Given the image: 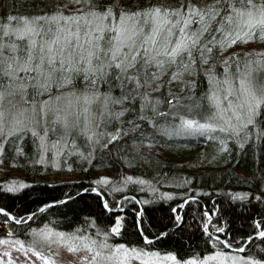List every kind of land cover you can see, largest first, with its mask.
<instances>
[{
    "label": "snow or ice",
    "instance_id": "1",
    "mask_svg": "<svg viewBox=\"0 0 264 264\" xmlns=\"http://www.w3.org/2000/svg\"><path fill=\"white\" fill-rule=\"evenodd\" d=\"M30 9L0 16V158H23L43 172L73 170L67 158L74 156L88 171L109 163L139 166L145 149L175 137L215 143L211 156L202 150L193 164L211 175L161 176L154 183L121 171L118 179L101 174L79 185L107 213L103 226L85 218L91 231L33 223L78 194L37 197L35 212L0 202V245L6 246L0 264H69L61 247L79 253V264H264V208L247 232L233 236L222 222L210 223L222 217L215 205H205L202 250L186 256L150 250L168 224L148 234L143 207L134 213L140 244L122 239L129 201L178 198L169 204L173 228L183 220L178 209L190 202L199 207L205 189L233 207L264 204V167L236 170L244 156L255 160L264 152V48L236 47L264 42V0H32ZM132 182L151 198L133 195ZM32 183L12 180L0 186V196L22 195ZM160 183L179 190H161Z\"/></svg>",
    "mask_w": 264,
    "mask_h": 264
},
{
    "label": "trees",
    "instance_id": "2",
    "mask_svg": "<svg viewBox=\"0 0 264 264\" xmlns=\"http://www.w3.org/2000/svg\"><path fill=\"white\" fill-rule=\"evenodd\" d=\"M41 2H44V0H41ZM61 2H65V0H61ZM31 3L32 0H0V16L5 11H12L14 13L30 11ZM69 6L75 7L71 3ZM236 47H243L245 51L252 48L259 51L261 48H264V42H249L247 45H237ZM173 91H178V88H174ZM214 143L211 140L205 143L201 137H175L171 143L164 144L162 147L156 145L151 149H145L146 159L139 166L109 163L104 167H92L88 171L81 169L79 162L74 156L67 158L68 162L73 164V170L70 171L67 168L52 169L49 167L46 171L42 172L37 170L40 166H34L30 162L25 163L23 158H18L16 162H11L9 156L6 155L0 158V186L12 180L34 181V183L29 185L27 189H21L22 195L5 194L0 196V202L35 212V208L38 205L37 197L47 195L56 196L59 199L58 194L61 192L78 194L74 195L70 201L52 205L49 209L37 214L33 223L42 224L47 220H53L55 221L54 226L64 231H72L77 227H85L86 230L91 231L92 229H88L85 226V218L94 219L98 224L103 226L108 223L107 213L101 214V209L96 203L95 194L79 193V185L87 187V181L89 179H95L101 174H107L111 179L115 180L118 179V173L121 171L127 174L140 175L145 179H152L154 183L161 176L167 178L175 176L176 174L190 175L193 172L199 173L201 171L205 175H211L207 168L194 167L193 164L199 160L202 150L211 156ZM26 150L29 152L32 151L31 141L26 146ZM256 164L264 167V152L259 154L255 160L251 155L244 156L239 160L236 170L243 171L245 169H251ZM157 173L160 175L158 176ZM52 177H55L59 183L52 184ZM45 180H48L49 183L45 184L42 182ZM219 182V176H217V183ZM156 186L164 191L179 190L163 183L157 184ZM136 188L137 186L134 182L130 183V189L133 195L140 196L143 199L151 198V194L147 192L146 187H144L143 191L139 192ZM121 191L125 195H128L127 190L122 189ZM0 192H3L2 187H0ZM205 192H208L207 196L203 194L199 196L201 202L199 207L190 202L184 208L178 209L183 216V220L175 228L169 224V220L174 219L170 214L169 204L175 206L180 202L178 198L174 197L168 202L149 203L147 205H138L135 202L129 201L125 205V211L123 212L125 226L122 229V239L132 244H140L141 238L139 237V229L135 227L136 218L134 213L143 207V227L148 234L155 233L161 224H168V234L165 237L158 236L152 243L150 250H157L161 253L171 250L177 254L186 256L192 252H200L202 250L200 217L202 216L205 205L208 207L215 205L220 210L222 217V221H217L213 217L210 223L215 225L218 222H222L231 230L233 236L247 232L251 217L255 216L264 208V204L257 203L255 200H253L254 207L246 206L241 208L239 204L233 207L219 196L218 201H214L208 189H205ZM109 199L111 200V197ZM117 214L121 213L113 211L112 216ZM21 238L24 237L22 236ZM241 254H247V251Z\"/></svg>",
    "mask_w": 264,
    "mask_h": 264
},
{
    "label": "rangeland",
    "instance_id": "3",
    "mask_svg": "<svg viewBox=\"0 0 264 264\" xmlns=\"http://www.w3.org/2000/svg\"><path fill=\"white\" fill-rule=\"evenodd\" d=\"M3 247H6V246L0 245V248H3ZM60 254H61V258L67 260L69 262V264H71V262H73V261H75L76 264H79V261H78L79 253L74 255L73 253L69 252L66 247H61L60 248ZM12 255L14 258H17V259L22 258L15 251H13ZM136 264H140V262L137 261Z\"/></svg>",
    "mask_w": 264,
    "mask_h": 264
},
{
    "label": "water",
    "instance_id": "4",
    "mask_svg": "<svg viewBox=\"0 0 264 264\" xmlns=\"http://www.w3.org/2000/svg\"><path fill=\"white\" fill-rule=\"evenodd\" d=\"M66 202V201H65Z\"/></svg>",
    "mask_w": 264,
    "mask_h": 264
}]
</instances>
